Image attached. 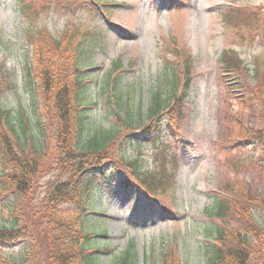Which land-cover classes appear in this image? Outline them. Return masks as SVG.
<instances>
[{
    "label": "rangeland",
    "instance_id": "rangeland-1",
    "mask_svg": "<svg viewBox=\"0 0 264 264\" xmlns=\"http://www.w3.org/2000/svg\"><path fill=\"white\" fill-rule=\"evenodd\" d=\"M30 1L37 11L27 19L18 0H0V61L11 71L9 77L0 79V100L13 111L25 110L33 125L45 121L38 111L41 98L29 32L46 30L57 38L65 26L81 22L102 32V45L90 51L82 71L90 86L89 99L97 104L87 109L95 124L105 130L115 123L112 107L107 108L100 97V86L116 63L121 68L112 80L119 79L118 92L140 116L138 120L148 115L164 61H179L168 53L170 43L177 41L188 55L191 82L178 126L163 120L161 133L154 138L136 131L127 153L137 159L138 168L147 170L154 168L156 152L169 148L174 162L173 187L152 200L128 183L126 173L111 172L107 180L100 179L88 215L97 235L96 252L104 264L131 244L137 264H164L168 250V263L205 264V247L213 243L207 237L212 222L206 209L213 206L214 199H238L244 194L264 203V172L258 166V151L243 147L238 139L245 131L263 126V110L256 101L243 100L242 75L227 73L220 61L223 51H233L243 61L247 80L255 83L257 60L264 65V0H108L109 7L103 9L107 19L92 0H77L80 7L71 13L62 8L66 3L61 1L58 6L56 0ZM256 8L262 21L249 28L246 23L227 25L222 19L230 9L245 11L242 16L249 17ZM8 204L0 196V224L7 227L14 221ZM19 243L0 249V264L20 258L24 245Z\"/></svg>",
    "mask_w": 264,
    "mask_h": 264
},
{
    "label": "trees",
    "instance_id": "trees-1",
    "mask_svg": "<svg viewBox=\"0 0 264 264\" xmlns=\"http://www.w3.org/2000/svg\"><path fill=\"white\" fill-rule=\"evenodd\" d=\"M18 1L27 19L37 11L33 1ZM60 1L66 3L61 5L68 13L80 7L77 0H56L57 6ZM92 1L102 9L110 5L108 0ZM257 10L244 17L245 11L230 9L222 19L227 25L246 23L248 27L262 21ZM65 27L57 38L46 30L27 34L41 98L38 111L45 122L33 125L25 110L13 111L0 100V196L6 198L14 216L13 225L0 224V249L19 242L24 245L18 260L7 259L3 264H104L96 252L97 235L88 215L100 179L107 180L111 172L126 173L128 183L144 190L152 200L173 187L174 162L169 148L157 151L154 168L147 170L138 168L137 159L127 153L136 131L154 138L160 135L163 120L178 126L191 82L188 55L177 41L170 43L167 51L179 61L163 60L162 79L151 94L148 115L138 120L140 116L118 92L119 79L112 80L121 68V63H116L100 86V97L107 108L112 107L115 123L105 130L95 124L87 109L97 104L89 99L90 86L82 71L90 51L102 45V32L86 28L83 22ZM220 61L227 73L242 75V84H236L244 91L243 100L256 101L263 110V126L245 131L238 139L243 147L257 149L258 166L264 172V65L257 60L255 83H251L242 59L233 51H223ZM10 72L0 61V79L9 77ZM26 76L30 77L29 72ZM212 205L206 209L212 222L207 237L213 243L205 247V264H264V203L243 194L238 199L216 197ZM169 252L164 264H176L168 263ZM110 258L109 264H137L134 244Z\"/></svg>",
    "mask_w": 264,
    "mask_h": 264
},
{
    "label": "bare ground",
    "instance_id": "bare-ground-1",
    "mask_svg": "<svg viewBox=\"0 0 264 264\" xmlns=\"http://www.w3.org/2000/svg\"><path fill=\"white\" fill-rule=\"evenodd\" d=\"M121 206V205H120ZM116 214V213H115Z\"/></svg>",
    "mask_w": 264,
    "mask_h": 264
}]
</instances>
